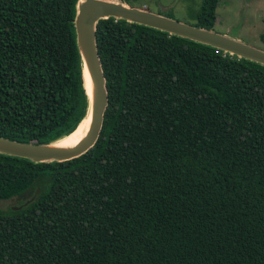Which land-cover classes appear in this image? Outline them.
<instances>
[{"label": "trees", "instance_id": "obj_1", "mask_svg": "<svg viewBox=\"0 0 264 264\" xmlns=\"http://www.w3.org/2000/svg\"><path fill=\"white\" fill-rule=\"evenodd\" d=\"M76 1L0 0V137L53 142L85 115ZM218 1L191 24L212 30ZM95 45V143L0 153V199H20L0 209V264H264V65L113 17Z\"/></svg>", "mask_w": 264, "mask_h": 264}, {"label": "water", "instance_id": "obj_2", "mask_svg": "<svg viewBox=\"0 0 264 264\" xmlns=\"http://www.w3.org/2000/svg\"><path fill=\"white\" fill-rule=\"evenodd\" d=\"M107 17L152 27L264 65L263 48L251 46L225 34L178 21L140 6H131L121 0H77L73 27L76 48L81 60L83 86L87 97L85 115L89 113V123L83 137L75 145L65 148L55 146L57 140L49 143H33L0 137V153L26 158L32 162L64 161L83 154L95 143L107 105L105 80L95 45V24L99 19ZM83 67L90 82L89 95L85 89ZM37 192L38 190L35 191V194ZM33 198L34 196L30 197L23 204ZM12 208L18 209L20 206Z\"/></svg>", "mask_w": 264, "mask_h": 264}, {"label": "rangeland", "instance_id": "obj_3", "mask_svg": "<svg viewBox=\"0 0 264 264\" xmlns=\"http://www.w3.org/2000/svg\"><path fill=\"white\" fill-rule=\"evenodd\" d=\"M131 5L146 8L152 12L170 16L178 21L192 23L193 14L199 7V0H126ZM264 0H219L215 8L212 30L238 39L243 43L263 48L259 33L264 26ZM22 199V198H21ZM17 197L0 199V209L18 206Z\"/></svg>", "mask_w": 264, "mask_h": 264}, {"label": "bare ground", "instance_id": "obj_4", "mask_svg": "<svg viewBox=\"0 0 264 264\" xmlns=\"http://www.w3.org/2000/svg\"><path fill=\"white\" fill-rule=\"evenodd\" d=\"M84 72V81H85V89L88 95L90 94V82L86 73L85 68L83 67ZM89 123V113H87L81 121L77 124V126L66 136L57 140L55 146L57 147H71L75 145L84 135Z\"/></svg>", "mask_w": 264, "mask_h": 264}]
</instances>
